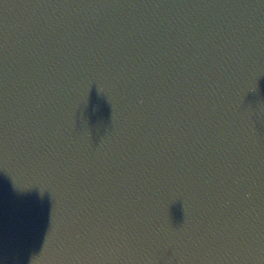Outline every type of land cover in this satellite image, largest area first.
<instances>
[{"label":"water","instance_id":"obj_1","mask_svg":"<svg viewBox=\"0 0 264 264\" xmlns=\"http://www.w3.org/2000/svg\"><path fill=\"white\" fill-rule=\"evenodd\" d=\"M0 264H264V0H0Z\"/></svg>","mask_w":264,"mask_h":264}]
</instances>
